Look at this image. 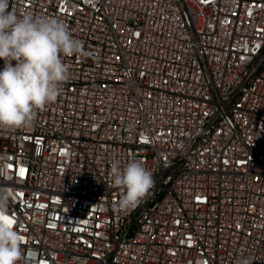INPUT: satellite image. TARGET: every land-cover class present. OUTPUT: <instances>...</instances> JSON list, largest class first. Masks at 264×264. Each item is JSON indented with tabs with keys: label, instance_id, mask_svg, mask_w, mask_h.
<instances>
[{
	"label": "built area",
	"instance_id": "obj_1",
	"mask_svg": "<svg viewBox=\"0 0 264 264\" xmlns=\"http://www.w3.org/2000/svg\"><path fill=\"white\" fill-rule=\"evenodd\" d=\"M89 56L29 128L0 129L20 264H264V0H10ZM3 61H0V68ZM154 186L127 212L110 165Z\"/></svg>",
	"mask_w": 264,
	"mask_h": 264
},
{
	"label": "clouds",
	"instance_id": "obj_2",
	"mask_svg": "<svg viewBox=\"0 0 264 264\" xmlns=\"http://www.w3.org/2000/svg\"><path fill=\"white\" fill-rule=\"evenodd\" d=\"M9 6L10 0H0V129L16 130L32 127L38 112L62 94L69 79L63 58L91 54L58 18L18 16ZM110 179L120 190L117 212L137 207L154 186L152 172L139 160L121 166L114 158ZM10 198L9 191L0 188V264H20L23 258L21 237L8 213ZM237 264L251 260L241 256Z\"/></svg>",
	"mask_w": 264,
	"mask_h": 264
},
{
	"label": "snow or ice",
	"instance_id": "obj_3",
	"mask_svg": "<svg viewBox=\"0 0 264 264\" xmlns=\"http://www.w3.org/2000/svg\"><path fill=\"white\" fill-rule=\"evenodd\" d=\"M5 219H7V218H5ZM14 222V221H13Z\"/></svg>",
	"mask_w": 264,
	"mask_h": 264
}]
</instances>
